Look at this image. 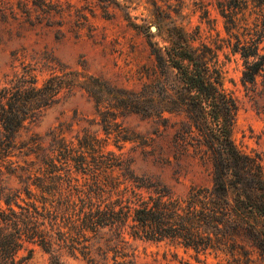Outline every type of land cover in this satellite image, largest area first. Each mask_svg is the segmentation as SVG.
Returning a JSON list of instances; mask_svg holds the SVG:
<instances>
[{
    "label": "trees",
    "instance_id": "trees-1",
    "mask_svg": "<svg viewBox=\"0 0 264 264\" xmlns=\"http://www.w3.org/2000/svg\"><path fill=\"white\" fill-rule=\"evenodd\" d=\"M167 1L147 0L164 44L149 40L152 61L140 66L145 80L138 88L94 76L83 64L68 67L47 50L28 61L12 52L9 70L0 73V264H26L32 249L20 251L27 244L66 249L93 263L139 264L138 242L223 254L226 264H264V158L234 142L239 106L223 71L237 55L242 86L256 91L262 76L264 95V0H219L225 37L217 33L209 41L185 30L183 0ZM72 7L0 0V42L30 30L62 38L66 24L78 38L88 16ZM109 7L102 5L104 16ZM200 9V18L207 17ZM43 69L51 72L39 82ZM78 92L93 102L105 137L84 126L68 138L73 122L44 135L29 132L43 110ZM131 114L151 126L140 138L139 163L106 149L112 134L118 149L119 141L132 140L119 121ZM191 160L209 168L211 182L184 194L152 170L173 169L178 180Z\"/></svg>",
    "mask_w": 264,
    "mask_h": 264
},
{
    "label": "rangeland",
    "instance_id": "rangeland-1",
    "mask_svg": "<svg viewBox=\"0 0 264 264\" xmlns=\"http://www.w3.org/2000/svg\"><path fill=\"white\" fill-rule=\"evenodd\" d=\"M56 1V0H54ZM65 6L72 4V13L75 9H82L88 16V23L76 38L68 31L69 25H63L66 32L62 38H56L53 32L46 30H30L22 37H4L0 42V73L10 68L13 59L12 52L24 54L23 59L30 60L34 51L47 50L64 65L81 69L86 66L88 73L100 76L121 87L138 88L145 78L139 74L140 66L150 64L149 40L164 44L162 35H157L151 26L154 22L152 5L147 0H118L125 9L113 7L116 0H59ZM182 13L185 16L183 25L186 31H198L202 40L209 41L218 33L225 37L223 20L218 13L216 4L219 0H183ZM109 3V16H104L102 5ZM168 4L175 5L177 0H168ZM159 4H164L159 1ZM202 6L208 14L202 15ZM165 7V5H163ZM77 16L73 15L72 21ZM92 34V36H90ZM22 48H25L22 50ZM221 58L222 55H221ZM17 63V62H16ZM242 60L237 55H230L224 64V87L236 98L239 110L233 129V139L237 147L245 152H259L264 158V95L262 91V76L257 77L256 91L246 90L241 84ZM51 71L43 69L38 73L39 82H42ZM95 113L93 102L79 92L66 100H62L43 110L38 120L30 126V131L44 135L50 128L61 122L71 123L72 131L66 137L72 136L81 127H88L96 131L99 137H105ZM122 125L133 136L132 140L119 141L121 149L116 147L114 135L107 141L106 149L121 153L123 156H132L138 163L142 158L139 145L141 135L151 130L140 116L131 114L123 119ZM188 168L181 171L179 179H175L173 169L153 168L156 173L168 183L176 194H184L192 185H208L211 175L207 166L196 160H191ZM145 168H136L141 173ZM80 180L85 176L74 173ZM15 185V181H11ZM20 255H26L32 249L31 256L26 264H101L89 262L79 254H70L66 249L45 251L35 244H27ZM137 253L139 264H226L227 256L223 254L197 253L193 249L169 244L167 242H138ZM58 256L57 260H55ZM57 261V262H56Z\"/></svg>",
    "mask_w": 264,
    "mask_h": 264
},
{
    "label": "water",
    "instance_id": "water-1",
    "mask_svg": "<svg viewBox=\"0 0 264 264\" xmlns=\"http://www.w3.org/2000/svg\"><path fill=\"white\" fill-rule=\"evenodd\" d=\"M151 29H152L153 31H155V30H156L155 25H152V26H151Z\"/></svg>",
    "mask_w": 264,
    "mask_h": 264
}]
</instances>
